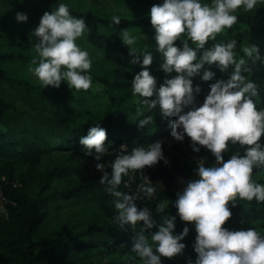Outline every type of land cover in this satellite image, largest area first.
<instances>
[{
  "label": "trees",
  "instance_id": "1",
  "mask_svg": "<svg viewBox=\"0 0 264 264\" xmlns=\"http://www.w3.org/2000/svg\"><path fill=\"white\" fill-rule=\"evenodd\" d=\"M26 0H0V20L9 13L24 12ZM86 0H63L68 3L73 15L83 16L89 31L77 42L87 48L93 64L90 69L93 86L87 91L71 90L66 82L59 88L41 87L27 77V70L35 55L33 44L26 38H11V34L0 30V178L3 194L9 201L5 208L7 216L0 217V264H139L140 259L132 253V240L143 222L133 230L130 226L121 229L111 221L115 209L111 206V195L99 184L102 173L95 168L98 163L92 156H86L79 143L86 136L89 127L98 122L107 130L105 145L109 152L121 145H147L170 136L168 120L153 110L148 112L133 98L131 80L141 70L140 64H130V49L119 38L124 28L137 36L136 50L143 45L154 44V29L150 23L151 6L163 0H118L126 9L136 13L119 14V25L111 23L114 15L87 8ZM22 9H16L19 3ZM38 21L46 11L57 6L58 0H34ZM26 6V7H25ZM238 23L230 30L217 34V40L237 39V57L244 55V33L251 32L263 38L259 46L264 57V0L257 9L245 12L237 10ZM126 15V16H125ZM31 17V16H30ZM144 33L146 40H141ZM182 46V42L175 41ZM214 41H209L210 46ZM149 67L157 77V87L163 83L165 73L160 70L161 55L154 47ZM202 51V50H201ZM104 52V54H103ZM200 53L198 52V55ZM216 73L210 81L193 77V87L200 86L197 96L203 102L209 86L219 79H228V73L210 66ZM175 75H168V78ZM260 86L258 96L253 98L258 107H264V63L255 65L253 75ZM96 87V90H93ZM151 99V98H149ZM144 115H153V124L139 128L138 116L141 108ZM174 119V118H169ZM137 120V121H136ZM260 143L264 144V135ZM238 145L224 153L225 161L230 158ZM168 164L163 161L152 167L146 166L145 176L152 182L160 183L152 199L137 201L138 207L152 209L157 222L164 215L176 214L173 206L176 193L185 183L195 177L196 161L191 155L203 158L205 166L215 163L211 152L201 146L194 153L191 140L185 136L183 144L163 149ZM106 154L102 160L114 159ZM139 170L130 184L123 178L119 189L135 191L141 182ZM264 175V170H254L253 179ZM17 182L18 186L13 184ZM262 183V181L260 182ZM163 206V211H160ZM232 216L222 227L238 230L254 227L264 233V203L242 201L232 207ZM243 221V223H241ZM175 233H180L188 222L177 217ZM182 241L186 244L183 254L173 258L161 257L163 264H186L196 253L193 243L196 232L193 225Z\"/></svg>",
  "mask_w": 264,
  "mask_h": 264
},
{
  "label": "clouds",
  "instance_id": "2",
  "mask_svg": "<svg viewBox=\"0 0 264 264\" xmlns=\"http://www.w3.org/2000/svg\"><path fill=\"white\" fill-rule=\"evenodd\" d=\"M260 2L163 0L152 5L147 14L154 29V44L143 45L139 52L134 47L137 36L129 28L119 31L120 40L130 49L129 63L141 66L131 80L136 102L146 106L149 113L155 110L168 120L170 136L175 141H183L187 136L194 153H199L203 146L215 157V163L210 166H205L203 158L196 160L195 177L186 183L181 180L183 190L176 193L173 204L176 214L166 213L157 222L152 209L138 207L136 202L152 199L157 186L161 188L160 183L144 175L143 169L160 161L168 164L163 141L130 150L128 145H121L109 152L105 145L107 130L98 122L80 138L83 153L98 162L95 168L102 173L99 184L106 186L112 197L110 204L115 209L112 223L121 229L130 226L136 230L143 222L131 248L141 264H163L161 257L183 254L186 244L182 241L190 231L189 224L196 232L192 245L196 257L194 260L189 257L186 264H264V233L254 227L238 230L222 227L232 216L229 203L236 207L242 201H254L258 205L264 202V183L253 179L254 170H264V144L259 142L264 135V107H258L253 99L258 96L260 86L255 79L248 78L254 74L257 62L264 63V57L258 45L247 42L242 49L244 55L238 58L237 39L217 40V34L238 23L237 10L257 9ZM121 19L119 14H114L111 23L119 25ZM15 20L27 22L28 15L17 12ZM89 30L85 17L73 15L63 0H58L53 10L43 13L32 33L36 38L35 55L28 67L42 88H59L62 81L72 91H87L93 86L91 54L77 42ZM139 35L141 40L145 39ZM177 40L182 46L175 43ZM209 41L214 43L206 46ZM149 47L161 55L159 68L165 73V79L159 87L157 77L148 67L153 62ZM210 66L228 73V79L212 83L200 103L197 96L201 89L199 85L193 87V77L212 80L216 73ZM172 73L175 75L168 78ZM137 115L143 117L138 119L139 128L153 124V115H144L143 107ZM236 145L239 147L225 161L224 153ZM108 153L115 154L106 164L102 158ZM136 170L144 181L131 194L120 190L123 178ZM177 217L188 222L178 234L174 231Z\"/></svg>",
  "mask_w": 264,
  "mask_h": 264
},
{
  "label": "rangeland",
  "instance_id": "3",
  "mask_svg": "<svg viewBox=\"0 0 264 264\" xmlns=\"http://www.w3.org/2000/svg\"><path fill=\"white\" fill-rule=\"evenodd\" d=\"M85 2L87 3L88 9L93 10V11L98 10L106 14L113 13V14L128 15L132 12L136 13L133 10L131 11V9L130 10L126 9V7L118 0H86ZM25 3L27 7L25 6L26 9L24 10V12L27 13L28 15L27 22H17L15 20L16 13L11 12L8 15L4 16L5 18L3 20H0V30L3 32L10 33L11 38L13 39L17 37L26 38L28 42L30 43V42H34L35 40V37L32 35V33L34 29L38 26L39 21L36 16H33L35 15V10L33 8L35 6L34 0H26ZM16 9H22L21 2L19 3V6ZM141 35L145 37V39L143 40H146V36L144 35V33H142ZM262 40H263L262 37L258 35H254L249 31H246L244 33V44H246L247 42L251 44H257V43H261ZM27 77L36 81V79L30 75L28 70H27ZM93 90H96V87H93ZM254 180H256L259 183L261 181L262 183H264V175L260 174L256 176ZM139 264H141V261Z\"/></svg>",
  "mask_w": 264,
  "mask_h": 264
},
{
  "label": "built area",
  "instance_id": "4",
  "mask_svg": "<svg viewBox=\"0 0 264 264\" xmlns=\"http://www.w3.org/2000/svg\"><path fill=\"white\" fill-rule=\"evenodd\" d=\"M158 140H161V141H163V144H162V149H164V148H169V147H171V146H173V145H176V144H183L184 143V140L183 141H175L171 136H165V137H162V138H160V139H158ZM191 157H192V159L193 160H197L198 158L197 157H195L194 155H191ZM145 171H146V166H145V168L143 169V172H144V175H145ZM134 175V174H133ZM133 175H131V176H126V178H127V182H126V184L128 185V184H130V182H132V180H133ZM138 177L140 178V180H141V182L140 183H142L143 181H144V177L142 176V175H140V172H138ZM3 182H5V178L4 177H1L0 178V205H2L3 206V210H0V217L1 216H7V210H6V208H5V205L9 202L8 200H7V198L5 197V195L3 194V190H2V183ZM139 183V184H140ZM138 184V185H139ZM13 186L14 187H17L18 186V184H17V182H15L14 184H13ZM183 190V187L181 188V191Z\"/></svg>",
  "mask_w": 264,
  "mask_h": 264
}]
</instances>
